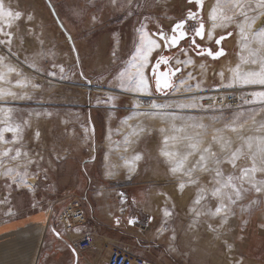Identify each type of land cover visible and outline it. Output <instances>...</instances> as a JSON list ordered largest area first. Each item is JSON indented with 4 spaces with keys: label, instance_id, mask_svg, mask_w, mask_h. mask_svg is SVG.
<instances>
[{
    "label": "rangeland",
    "instance_id": "rangeland-1",
    "mask_svg": "<svg viewBox=\"0 0 264 264\" xmlns=\"http://www.w3.org/2000/svg\"><path fill=\"white\" fill-rule=\"evenodd\" d=\"M49 1L71 35L72 43L46 0H4L6 7L24 15L13 22L11 29L15 34L11 48L16 55L0 45V56L6 57L4 63L15 67L22 75L9 73L6 80L0 81V88L17 94L0 97V108L13 110L9 122L22 125L23 150L34 163L27 165V185L31 188L13 182L12 177L3 175L0 169V264H65L57 254L52 255L53 251L46 249L47 242L54 239L51 225L71 198L81 197V180L89 171L91 160L96 161V169L103 167L107 176L133 175L135 183L146 188L153 220L145 217L142 223L152 225L155 232L150 241L157 246L141 247L135 254L145 257L148 264H237V261L264 264V194L249 191L231 206L232 212L222 228L223 213L217 217L202 215L197 219L192 209L206 212L207 204L214 211L217 200L209 194L201 204H194L199 186L186 183L183 191L179 190L180 181L186 182L188 177L171 174L169 164L161 155L164 136L175 134L173 124L185 126L187 135L199 134L201 147L211 143L217 152L220 146L213 142V136L230 139L234 149L240 144V135L258 134L251 119L242 132L226 127L233 123L238 112L249 113L255 109L256 120L264 118L259 103H245V100L252 101V92L264 87L224 86L230 82L229 69L240 63L241 54L247 55L246 51L242 53L239 43L237 23L242 17H236L226 28H216L210 40L207 36L212 23L209 13L217 0H203L202 8L189 4L188 0H117L115 4L112 0ZM220 8L225 15L236 12L232 0H220ZM189 10L198 13V21L189 22V37L173 47L172 68L181 69L174 76L173 87L163 95L154 89L151 66L164 49L161 47L152 52L149 67L145 69L149 90L144 92L148 96H133L136 92L121 88L117 76L136 51L142 25L163 44L155 34L163 30L170 35L172 25L185 19ZM29 14L33 17L31 21L27 20ZM201 19L205 24V37L203 40L197 37L196 43L213 51L223 47L225 55L218 59L198 55L199 50L191 43V24L198 26ZM262 20L264 17L257 20L256 27ZM228 32L232 35L216 45L215 39ZM188 43L191 47H187ZM188 58L192 59V64L176 63ZM32 63L36 64L35 68L29 66ZM0 71L6 69L0 65ZM221 71L223 79L219 75ZM52 72L55 75H51ZM189 73L193 78H188ZM18 79L25 80L26 84L17 85ZM229 93H238L240 101L234 105H216L217 97ZM153 102L167 107L153 109ZM190 103L196 106L178 107ZM161 112L172 115L153 114ZM5 119L6 114L0 113V120ZM25 120L29 125L23 124ZM201 123L207 127H192ZM161 128L166 131L161 132ZM4 135L12 139V133ZM20 146V143L13 145ZM2 147L5 145H0ZM168 147L172 150L177 145L170 141ZM178 147L183 151V144ZM137 154L141 157L139 160L134 159ZM189 159L188 166H191L198 156ZM21 161L26 163L23 157ZM238 163L250 165L247 160ZM16 164L17 161H8L9 166ZM222 168L225 174L233 171L227 163ZM20 170L23 171V167ZM194 177H199L201 185L211 188L212 174L197 171ZM257 178L264 176L257 173ZM252 201L258 203L251 204ZM165 209L171 212L170 216L164 215ZM45 218L48 222L44 233L40 234ZM209 224L218 232L212 231Z\"/></svg>",
    "mask_w": 264,
    "mask_h": 264
},
{
    "label": "snow or ice",
    "instance_id": "snow-or-ice-1",
    "mask_svg": "<svg viewBox=\"0 0 264 264\" xmlns=\"http://www.w3.org/2000/svg\"><path fill=\"white\" fill-rule=\"evenodd\" d=\"M117 0H112L115 4ZM131 2V0H129ZM188 3H195L202 8L203 0H188ZM232 7L236 9L234 15H225L223 10L220 8V0H217L216 5H214L209 13V19L211 23V29L207 31V36L211 40L216 28H226L230 23L236 20V17H242L237 23L240 36L241 51L247 52V55H240V63L236 64L235 67L230 68L231 73L230 82L225 87H232L235 84L241 85H260L264 87V20L261 21V25L256 27V22L261 17H264V0H232ZM24 14L21 11H13L10 7H6L4 0H0V45H5L8 48V52L12 55L16 53L12 52V41L14 38V33L11 31L14 21H19ZM33 19L32 15L27 16V20L31 21ZM95 20V17H93ZM198 21V13L189 10L188 15L185 19L175 22L171 27V34H166L163 30L159 31L155 35L160 38L161 44L157 39H154L147 31L145 27H141L140 31V42L136 47V51L132 56L131 60L128 62L127 66L121 70L117 76L120 81V87L124 88L126 91L132 92H142L149 90L148 77L145 74V69L149 67L150 57L153 51L158 48H173L180 44L182 40L189 37V22ZM8 30H5V29ZM191 43L198 49V55H207L212 59H218L225 55L223 47H218L217 50L213 51L211 48L204 49L201 45L196 43V38L199 37L201 40L205 37V24L202 19L199 20L198 26L196 23L191 24ZM232 33L228 32L225 36H220L215 39L216 45H221V41L226 39L227 36H231ZM181 51H184L181 49ZM6 57L0 56V65L6 69V71H0V81L6 80L9 73H16L17 76L22 75L15 67L10 64H5ZM172 57L160 55L154 65L151 66L152 77L155 79V85L157 91H162L164 89L173 87L170 83L171 76L175 75L180 68L171 69L169 68L170 61ZM177 64L188 65L192 64L191 58L186 60L176 61ZM161 65H164L166 70L161 71ZM242 65H253L255 67H243ZM30 67L35 68L36 64L32 63ZM56 67V65H53ZM60 71L63 72V66H60ZM55 75V72L50 73ZM221 78H224V73L221 71L219 73ZM188 78H193L192 74H188ZM17 85H25V80H17ZM184 81H181L183 84ZM33 87H39V85H33ZM190 88V86H188ZM199 87V85H197ZM17 94L11 91H6L0 88V97L3 96H13ZM252 101L245 100V103H259L261 105L260 112L264 113V90L255 91L251 93ZM113 99V97H109ZM194 103L190 104H180L178 107H195ZM167 107L166 105H157L155 102L152 103L153 109ZM12 109L0 108V113H5L7 119L0 120V124H4V127H0V145H5V147L0 148V169H3V175L11 176L13 182H19L21 184L27 185V176L29 175L27 171V165L34 163V161L29 157V153L23 150L22 140H23V127L21 124H13L10 121V114ZM138 114V113H136ZM159 114L162 117H168L172 114L169 113H153ZM257 111L253 109L249 113L238 112L234 118L230 127L233 132H242L245 123L248 119L252 120L253 126L256 128L257 135L254 136H244L240 135L238 138L240 144L232 148V141L230 139H225L220 136H213L212 140L218 143L220 146V151H214L212 144H208L205 147H201L203 143L198 137L199 134L187 135L185 126L177 127L175 124L172 125V130L175 133L172 136H164L163 143L164 148L161 150V155L165 157L166 163L169 164V171L174 176L181 174L188 177L187 181L181 180L178 184L179 190L183 191L187 184L198 185L199 190L194 204H201L202 200H205L209 194L212 198L217 200L215 210L213 211L210 206L205 204L207 208L206 212L197 211L195 216L198 219L202 215H208L212 217L224 215L221 218L220 227L222 228L227 223V216L232 212V207L241 201L244 196L249 191H254L258 194H264V178L258 179L257 173L264 176V118L261 120H256ZM39 116V113H36ZM131 117H129L130 119ZM174 118V117H173ZM191 119V118H189ZM217 119V118H213ZM243 120L244 123L240 121ZM24 125H29L27 120L23 121ZM192 127H207L204 124H194ZM142 131V129H141ZM161 132H165L166 129L161 128ZM217 132L222 131L221 129H216ZM12 133V139H6L4 133ZM185 133V135H180ZM36 136L39 137V132H36ZM175 142L177 147L169 150V142ZM20 143V147H13ZM179 144H183V151L178 147ZM197 155L198 159L190 163V157ZM21 157L26 161L24 163L21 161ZM141 157L137 154L134 159L139 160ZM247 160L250 161V165L242 166L239 161ZM8 161H17L16 166H9ZM230 164L232 172L225 174L222 168L223 164ZM23 167V171L20 168ZM197 171L212 174L211 188L207 185H201L199 177H194V173ZM15 175H12V174ZM111 174V173H109ZM248 185V187H245ZM31 188V185H27ZM135 203V201H133ZM258 203V201H252L251 204ZM249 204L248 207H251ZM234 214V213H232ZM164 215L170 216L171 212L165 209ZM137 222L136 219L130 218L128 223L133 225ZM197 221L194 220L195 224ZM119 223V220H117ZM209 228L212 231H217L218 229L213 228L209 224ZM161 231H164L162 228ZM219 234V233H218ZM59 235V233H57ZM173 239L175 235L173 234ZM226 243V242H225ZM230 249L231 245H227ZM73 251H75L73 249ZM239 264V261H237Z\"/></svg>",
    "mask_w": 264,
    "mask_h": 264
},
{
    "label": "crops",
    "instance_id": "crops-1",
    "mask_svg": "<svg viewBox=\"0 0 264 264\" xmlns=\"http://www.w3.org/2000/svg\"><path fill=\"white\" fill-rule=\"evenodd\" d=\"M89 163V171L81 180L83 190L79 195L84 198L82 206L88 221L87 227L94 232V246L77 255L71 249V242L61 234L60 237L54 236L52 241L47 242L46 249L53 251L52 255L57 254L65 264H99L98 261L103 262V259L105 264L109 253L105 248L112 245L133 253H138L141 247L144 249L157 246L150 241L152 232H155L152 225L142 223L145 217L153 220L150 196L146 188L138 186L133 175L107 176L103 167L96 169V161L91 160ZM130 218L136 219L137 222L130 225ZM47 220L48 218H45L43 221L40 234L44 233ZM51 228L56 229V220ZM81 229L79 226L74 232L80 233ZM97 250L99 255H96Z\"/></svg>",
    "mask_w": 264,
    "mask_h": 264
},
{
    "label": "built area",
    "instance_id": "built-area-1",
    "mask_svg": "<svg viewBox=\"0 0 264 264\" xmlns=\"http://www.w3.org/2000/svg\"><path fill=\"white\" fill-rule=\"evenodd\" d=\"M240 101L238 93H229L226 96L217 97L216 105H234ZM83 197H73L60 211L56 218V229L53 230L54 236L60 237L64 234L71 242V249L77 255L89 250L94 246V232L87 227V217L85 215L82 201ZM82 227L80 233H76L75 228ZM59 233V235H57ZM105 264H148L145 257L135 254L128 249H121L115 245L110 248Z\"/></svg>",
    "mask_w": 264,
    "mask_h": 264
},
{
    "label": "flooded vegetation",
    "instance_id": "flooded-vegetation-1",
    "mask_svg": "<svg viewBox=\"0 0 264 264\" xmlns=\"http://www.w3.org/2000/svg\"><path fill=\"white\" fill-rule=\"evenodd\" d=\"M189 44V45H188ZM187 44V47H191L190 46V44L191 43H188ZM201 48H204V49H207L206 47H202L201 46ZM173 49H175V48H164L160 53H159V55L157 56V58L162 54V55H165V56H169V57H174L173 55H174V53H175V50H173ZM156 58V59H157ZM173 60V59H172ZM172 60L170 61V64H169V67H171L172 68V64H171V62H172ZM155 62H156V60H155ZM155 62H154V64H155ZM153 64V65H154ZM165 69V66L164 65H161V70H164ZM174 76L175 75H173L172 76V82H173V80H174ZM154 89L156 90V85L154 84ZM171 88H169V89H164V90H162V91H158V92H166V91H168V90H170ZM157 91V90H156Z\"/></svg>",
    "mask_w": 264,
    "mask_h": 264
},
{
    "label": "water",
    "instance_id": "water-1",
    "mask_svg": "<svg viewBox=\"0 0 264 264\" xmlns=\"http://www.w3.org/2000/svg\"><path fill=\"white\" fill-rule=\"evenodd\" d=\"M46 2L48 3V5H49V7H50V9H51V11H52V13H53V15H54V17H55V19H56V21H57V23H58V25L60 26V28L67 34V37L69 38V40H70V42L72 43V37H71V35L67 32V30L65 29V27H64V25L62 24V22H61V20L59 19V17H58V15H57V12L55 11V9H54V7H53V5L51 4V2L49 1V0H46ZM169 67V66H168ZM169 68H171V67H169ZM171 69H173V68H171ZM161 70V69H160ZM164 70H166V68L164 69ZM164 70H161V71H164ZM178 72V71H177ZM176 72V73H177ZM175 73V74H176ZM152 74V73H151ZM154 79V78H153ZM170 83L173 85V82H172V76H171V78H170ZM154 84H155V79H154ZM170 88H172V87H170ZM167 89H169V88H167ZM158 92V91H157ZM160 93V95H163V92H159Z\"/></svg>",
    "mask_w": 264,
    "mask_h": 264
},
{
    "label": "bare ground",
    "instance_id": "bare-ground-1",
    "mask_svg": "<svg viewBox=\"0 0 264 264\" xmlns=\"http://www.w3.org/2000/svg\"><path fill=\"white\" fill-rule=\"evenodd\" d=\"M209 5H207L206 6V13H208V11H209ZM207 26V25H206ZM208 29H209V27H208ZM208 31V30H207ZM178 89V88H177ZM185 93H187L188 94V92H185ZM184 93V94H185ZM132 94H134L133 96H148L144 91L143 92H136V93H132ZM190 94V93H189ZM104 262H105V259H103V262L102 263H100V264H104Z\"/></svg>",
    "mask_w": 264,
    "mask_h": 264
}]
</instances>
